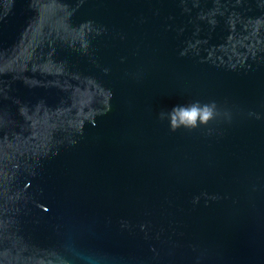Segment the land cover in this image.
<instances>
[{
	"label": "water",
	"instance_id": "water-1",
	"mask_svg": "<svg viewBox=\"0 0 264 264\" xmlns=\"http://www.w3.org/2000/svg\"><path fill=\"white\" fill-rule=\"evenodd\" d=\"M0 264H264V0H0Z\"/></svg>",
	"mask_w": 264,
	"mask_h": 264
},
{
	"label": "clouds",
	"instance_id": "clouds-1",
	"mask_svg": "<svg viewBox=\"0 0 264 264\" xmlns=\"http://www.w3.org/2000/svg\"><path fill=\"white\" fill-rule=\"evenodd\" d=\"M181 123L186 125H195L197 119L201 122H206L211 117V111L209 108L198 109L193 106L190 109H181L180 111ZM173 128L176 127L175 120L172 121Z\"/></svg>",
	"mask_w": 264,
	"mask_h": 264
}]
</instances>
